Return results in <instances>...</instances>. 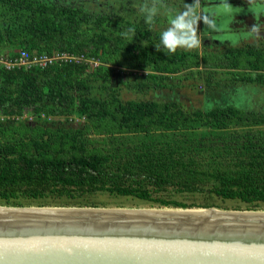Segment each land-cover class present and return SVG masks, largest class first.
Returning <instances> with one entry per match:
<instances>
[{"label": "trees", "instance_id": "trees-1", "mask_svg": "<svg viewBox=\"0 0 264 264\" xmlns=\"http://www.w3.org/2000/svg\"><path fill=\"white\" fill-rule=\"evenodd\" d=\"M98 1L0 0V51L83 59L0 67V206L95 208L92 198L105 194L158 208L214 207L175 199L187 194L264 211V111L189 110L146 97L182 75L208 88L264 87V40L157 51L162 28L135 12L146 0ZM129 29L135 34L121 35ZM43 116L86 121L67 127ZM123 134L167 139L119 144Z\"/></svg>", "mask_w": 264, "mask_h": 264}, {"label": "water", "instance_id": "water-1", "mask_svg": "<svg viewBox=\"0 0 264 264\" xmlns=\"http://www.w3.org/2000/svg\"><path fill=\"white\" fill-rule=\"evenodd\" d=\"M83 209L0 206V264H264V211Z\"/></svg>", "mask_w": 264, "mask_h": 264}, {"label": "rangeland", "instance_id": "rangeland-1", "mask_svg": "<svg viewBox=\"0 0 264 264\" xmlns=\"http://www.w3.org/2000/svg\"><path fill=\"white\" fill-rule=\"evenodd\" d=\"M98 1V0H97ZM100 1V0H99ZM98 1V2H99ZM148 3L151 0H146ZM236 1L242 0H199L198 12L206 15L210 20L214 21L216 30L205 29L203 21L200 23V38L201 46L209 45L217 48L224 44L243 45L255 41L264 40V2L253 3L249 0V5L239 7L235 5ZM247 1V0H245ZM195 0H163V3L170 6L175 11H182L185 3L192 4ZM258 2V1H257ZM137 5V4H136ZM141 4L138 3V6ZM139 8H135V12L139 13ZM156 26L162 30L168 27L167 18L160 15L156 18ZM255 26V28L253 27ZM200 46V48H201ZM16 52V51H15ZM12 47H4L0 51V61H9L14 59L16 53ZM36 53V52H35ZM15 54V55H14ZM94 64L93 66H95ZM204 67L193 68L192 71H203ZM124 73L136 72V70L123 69ZM149 99H158L165 101L180 102L186 109L209 108L214 105L234 104L245 109H257L264 111V87L250 86H232L226 85L225 82L221 88L214 85L213 88H208L203 82L199 81L197 76L189 77L178 76L172 85L168 88L157 92L149 93ZM30 114H25L24 119L30 117ZM42 120L56 121L66 124L67 127L81 126L85 123V119L80 116L71 117H46ZM35 120L32 117L31 122ZM100 140V138H95ZM118 143L137 144L144 139L165 140L162 134L144 137L142 135L123 134L117 137ZM208 196H195L182 194L175 199L187 205H213L214 209L221 211H247V205L236 201H224ZM93 203L104 210H165L172 208L151 207L147 203L132 198H116L105 194H97L93 198ZM57 207V208H89V207ZM5 207V206H4ZM26 208H38L37 206ZM91 207L89 209H92ZM240 209V210H239ZM176 210V209H172ZM189 210H204L201 208H192Z\"/></svg>", "mask_w": 264, "mask_h": 264}, {"label": "clouds", "instance_id": "clouds-1", "mask_svg": "<svg viewBox=\"0 0 264 264\" xmlns=\"http://www.w3.org/2000/svg\"><path fill=\"white\" fill-rule=\"evenodd\" d=\"M199 0L194 3H185L182 11H175L163 3V0H151L139 6V12L144 16V22L152 26L156 18L164 15L167 18L168 27L160 33L159 43L155 46L159 51L161 48L168 53L175 54L178 49L193 50L201 46L200 23L203 21L205 29L215 31L214 21L208 16L198 12ZM255 28V26H253ZM134 35V29L122 33L125 38Z\"/></svg>", "mask_w": 264, "mask_h": 264}, {"label": "built area", "instance_id": "built-area-1", "mask_svg": "<svg viewBox=\"0 0 264 264\" xmlns=\"http://www.w3.org/2000/svg\"><path fill=\"white\" fill-rule=\"evenodd\" d=\"M58 59H65V61L74 59L76 63H81L83 60L70 54L55 55V57H50L47 54H41L37 52L31 54L27 51H22L21 53H19L18 56L14 57V59H10L9 61H0V67H4L8 70L14 68H20V67L28 68L31 66H36L44 69L49 64H52L55 60ZM95 62L91 64L97 65L98 62L97 63ZM29 118L32 120V117ZM2 119H4V117Z\"/></svg>", "mask_w": 264, "mask_h": 264}, {"label": "bare ground", "instance_id": "bare-ground-1", "mask_svg": "<svg viewBox=\"0 0 264 264\" xmlns=\"http://www.w3.org/2000/svg\"><path fill=\"white\" fill-rule=\"evenodd\" d=\"M31 209H37V208H31ZM68 210H75V209H68ZM83 210H94V209L86 208ZM99 210H104V209H99ZM214 210H217V211H214ZM144 211H158V210H144ZM159 211H204V212H218V213H229V214L237 212V211H221V210L218 211V209H214V208H213V210H205V209L204 210H189V209H187V210H182V209H176V210L171 209V210H169V209H165V210H159Z\"/></svg>", "mask_w": 264, "mask_h": 264}]
</instances>
